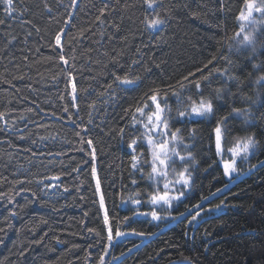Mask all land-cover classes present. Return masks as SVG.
Instances as JSON below:
<instances>
[{"label": "trees", "instance_id": "16d2710c", "mask_svg": "<svg viewBox=\"0 0 264 264\" xmlns=\"http://www.w3.org/2000/svg\"><path fill=\"white\" fill-rule=\"evenodd\" d=\"M105 2L115 11L101 25L96 17ZM6 7L0 3V112L5 113L0 119V264H99L102 257L105 264H264V87L255 83L253 54L230 51L226 39L239 29L244 0H160L156 9L166 24L159 33L143 24L152 11L143 0H14L23 15L14 12L11 18ZM253 15L258 20L261 16ZM60 31L68 65L55 48L54 36ZM255 35V59L262 62L264 21ZM213 57L221 68L226 66L223 57H228L239 80L225 86L222 100L215 99L210 88L203 89L219 107L217 118L232 107L250 113L247 122L228 117L223 159L232 158L227 148L235 137L253 134L258 146L247 160L237 159V172L229 179L215 148V120L178 117L177 97L169 95L170 126L181 130L189 147H179L194 157L192 184L171 208L151 205L152 182L130 166L127 145L135 129L126 109L146 99L151 87L176 85ZM133 60L139 62L133 66ZM130 67L141 77L134 89H106L111 73ZM69 71L78 90L88 89L78 91L79 111L71 103ZM213 79V87L223 83ZM105 91L109 96L98 95ZM185 94L197 98L194 88ZM93 101L95 109L89 107ZM137 149L148 156L145 145L138 143ZM50 176L60 180L45 179ZM105 209L113 229L111 242ZM153 210L159 220L136 214ZM196 212L200 215L193 220ZM117 230L125 235L117 237Z\"/></svg>", "mask_w": 264, "mask_h": 264}, {"label": "snow or ice", "instance_id": "6c2138e0", "mask_svg": "<svg viewBox=\"0 0 264 264\" xmlns=\"http://www.w3.org/2000/svg\"><path fill=\"white\" fill-rule=\"evenodd\" d=\"M120 0H116V3H119ZM147 8L152 10L150 15H145L143 24L146 29L150 32L159 33L164 30L166 24V19L161 17L159 11H157L156 6L160 3V0H143ZM0 3L6 4V12L11 18L15 12L17 16H22L23 13L19 12L14 7V0H0ZM76 3V0H73V4ZM127 7V4L124 5ZM51 12V8L47 9ZM112 11H115V8H111L107 2L104 3V6L98 9L99 15L96 17V21L104 25L106 20L104 19L107 15H110ZM254 13L261 14L259 20L254 17ZM70 19V18H69ZM240 21L239 29L235 32L232 37H226L227 40L231 41L229 44L230 51L235 49V51L240 52L241 50L250 51L253 56L250 57L253 59V68L257 70L258 75L256 77L255 83L264 87V61L258 62L255 59V53L257 49V32L258 24L261 21H264V0H261V3L257 4L256 0H244V9L240 11L238 17ZM4 21L0 20V24H3ZM22 23H31L30 21H22ZM113 28H116L119 31L118 25H111ZM89 31L91 29H88ZM39 31V29H37ZM31 33H29L30 35ZM103 32L100 33L103 36ZM64 32L60 31L54 36L55 48L59 49L58 55L60 61L65 65L69 64V60L63 55V44L62 37ZM126 39V38H125ZM89 51H91L89 49ZM137 53H140V49H137ZM105 56L108 55L107 52L104 53ZM123 55V52H118L116 57L112 58L113 63H118L119 57ZM75 59V56L72 57ZM225 60L226 66L221 68L216 66L215 57L210 59L203 68H198L195 72H189L187 75H184L180 80L177 81L176 85L169 84L167 88L154 86L151 87L147 93L144 94L146 99H142V102L134 104L126 109V112L129 114L131 128L135 129V132L132 134V138L128 143V148L131 149V163L130 166L134 171H139L141 176H147V178L152 182L154 191L150 192L149 203L151 205H160L167 206L168 208L172 207L173 201H179L184 196V188L190 187L192 184V172L191 163L194 160V157L191 152L184 153L183 150L179 147L184 144V139L179 128L170 126V114L172 108L168 103L169 95L177 97L178 107L176 109L177 116L184 118L185 120H195L211 118L215 120L216 126L214 128V137H215V148L217 155L221 156L223 162L224 174L231 179L232 174L237 172V159L243 158L247 160L248 156L252 154V151L255 150L258 146V141L253 134H248L242 137H235L234 143L232 146L227 148V152L231 155L230 160L223 159V153L225 148L223 146L224 137L227 134V125L229 116L243 117L244 121L247 122L249 119L248 109H242L238 107H232L231 110L217 118V113L219 112V107L214 104L213 95H206L203 91L204 88H210L212 93H214V98L217 100L224 99V93L226 91L225 86L230 81L239 80L236 76L232 74L231 65L232 61L228 57H223ZM139 61H131V65H136ZM211 65V67H209ZM71 67H75V64H72ZM204 68H207L206 73L203 72ZM201 72L203 75L197 76L196 73ZM71 82V103L77 107L79 111V106L76 104L78 99V91L87 92L88 89L78 90L77 84L75 82V77L71 71L67 73ZM113 80L112 83L106 85V89L111 92L116 91V87H120L122 91H127L129 89H134L140 82L141 77L138 74H134L131 70V67L126 70L124 73L117 74L115 72L111 73ZM193 77H196L193 79ZM215 82L222 81L223 83L220 86L213 87L214 79ZM194 88L196 91L197 98L194 99L191 94H185L186 89ZM171 90V92H169ZM229 95H232L229 91ZM99 96H109V92L105 91L98 94ZM183 97V99H181ZM63 98V97H62ZM186 101V106H185ZM89 107L95 109L97 104L93 101ZM64 111H68V108L65 107ZM5 113L0 112V119H3ZM91 123V119L89 120ZM137 125H140V128H137ZM87 131V129H85ZM125 130L120 129V135H124ZM194 132V130H193ZM87 144L92 145V140L88 139L85 141ZM145 145L148 156H145L143 150H138L137 145ZM189 145L184 144V148H188ZM92 159L95 160V148L91 152ZM147 165L148 171H144V166ZM78 171V169H74ZM92 175L96 177L97 169L93 165L91 168ZM48 180H60V176H50L45 177ZM41 183H43L41 181ZM133 184L136 183L135 180L132 181ZM162 183L163 188L161 189L159 185ZM176 185L181 186L179 189L176 188ZM47 187V186H46ZM52 188L57 187L56 184L51 185ZM96 189H100V180L96 178ZM68 191V188L64 189ZM175 193V194H173ZM137 196L140 193L136 194ZM131 199V197H130ZM10 202H13L10 199ZM125 203L127 201H124ZM101 208H104V196L100 195L99 200ZM132 203L139 205L141 203L140 199H132ZM199 205H196V208H199ZM220 205H217L219 208ZM137 215H150L154 220H159L161 217L157 214L155 210L149 213H136ZM13 216L16 215L15 212L12 213ZM200 213L196 212L192 219L195 220ZM127 219V218H126ZM104 223L109 225L107 229V240L111 242L113 240V229L109 223V217L107 210L104 212ZM191 223V221H190ZM3 231V229H0ZM89 232L94 230L89 228ZM137 235H142V233H136ZM117 237L125 235V233L117 230L115 232ZM58 243L61 241H57ZM107 256V252L104 253ZM99 264H105V260L102 257Z\"/></svg>", "mask_w": 264, "mask_h": 264}]
</instances>
